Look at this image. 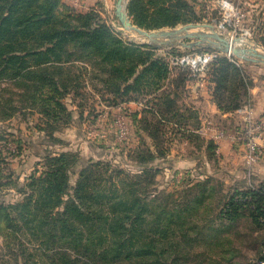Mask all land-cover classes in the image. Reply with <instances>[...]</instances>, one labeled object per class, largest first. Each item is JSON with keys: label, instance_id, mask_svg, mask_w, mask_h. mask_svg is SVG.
Instances as JSON below:
<instances>
[{"label": "trees", "instance_id": "1", "mask_svg": "<svg viewBox=\"0 0 264 264\" xmlns=\"http://www.w3.org/2000/svg\"><path fill=\"white\" fill-rule=\"evenodd\" d=\"M30 1L0 0V78L8 77L18 84L21 81L23 85L27 84L23 79H37L41 86L45 83L52 85L53 94L48 99L64 110L56 102L62 86L58 85L60 83L55 74L64 72L62 66L67 62L88 60L91 68L88 69L89 75H86L91 88L100 95L106 93L104 101L107 104L140 102L139 100H144L145 94L153 92L154 98L150 102L154 100L157 125L163 126L165 122L170 124V128L162 132L166 141L170 142L169 145L180 143L184 139L189 143L192 140L205 142L191 131L199 127L198 117L188 104H179L182 108L176 104L179 96L177 92H165L158 96L164 89L163 82L168 78L169 71L163 63L154 60L151 51L141 50L140 46L113 36L111 28L95 13L78 15L75 18L76 24L56 21L53 13L57 0H48L40 10L28 13L26 7L31 5ZM170 1H173L170 5L177 6L176 10L180 11L182 8L183 13L185 9H188L187 13L192 12L183 0ZM133 3L134 0L129 3L130 9ZM164 10L170 12L169 8ZM250 11L254 12L255 7L252 6ZM115 19L117 20L116 16ZM184 19L186 18L180 22H191ZM59 23L61 25L57 26ZM176 23L173 22L172 25ZM68 45H71V52L66 50ZM149 48L157 49L151 45ZM29 58L33 60L31 64ZM72 67L79 72L74 74V84L71 86L77 94L82 85L80 79L87 72V66ZM210 68L211 72L207 73L212 95L220 110L233 112L240 109L246 102L247 85H243L244 92L240 99L237 87L241 79L233 82L236 84L232 83V86H229V82L227 84L232 71L238 70L236 66L220 56ZM175 79L183 87L187 76L185 73H178ZM93 80H100L101 87L92 85ZM8 93L5 101H10L9 98L13 96L12 92ZM6 108L10 114L2 112L1 118L6 119L16 109L12 102ZM144 112L146 111L141 109L132 113V116L135 119ZM52 119L58 121L60 118L55 114ZM155 132H158V128ZM205 143L210 151L209 155H213L212 144ZM148 151L144 153L140 147L134 149L137 166L148 167L154 163V169L158 170L166 163L167 150L158 148L157 155ZM43 158L39 174L33 172L24 184H15L9 180L10 177L4 183L14 184L20 194V199L16 202L0 201V235L3 238L0 250H6L9 260L17 262V256L24 255L26 259L22 264H34V254H30L32 249L26 243L39 255L47 256L50 264H78L79 259L88 264L85 260L88 253H94L98 261L112 263L119 259H131L132 254L154 256V264H185L190 260L189 251L184 254L177 251L179 239L176 241L170 229L174 212L168 208L165 212L155 213L156 222L165 220V226L162 224L155 227L154 216L147 212L148 203L143 197L134 195L126 198L124 192H128L129 185L124 188L123 184L122 192L116 186L121 180L120 170L111 177L103 178L99 169L107 170V164L87 163L76 153L53 154L49 151ZM76 168L79 170L76 171ZM76 172L77 178L71 185V175ZM139 180L141 179H137V182ZM115 182L117 183L114 184ZM137 182L133 184L130 193H137ZM202 190L203 193L205 188ZM203 197L195 198L197 208L185 205L176 211L177 214H198V207L205 198ZM216 199L217 212L224 220L233 222L247 219L256 231L262 232L260 250L247 264H253V261L264 262V184L234 188ZM10 237H13V243L10 242ZM22 237L27 239L26 243L21 241ZM1 264L7 263L1 260Z\"/></svg>", "mask_w": 264, "mask_h": 264}, {"label": "rangeland", "instance_id": "2", "mask_svg": "<svg viewBox=\"0 0 264 264\" xmlns=\"http://www.w3.org/2000/svg\"><path fill=\"white\" fill-rule=\"evenodd\" d=\"M131 1L127 0L126 5V14L129 20L135 26L151 32L171 30L187 24L210 25L212 27L222 21L224 15L216 0H183L187 3V7L190 6L192 9L191 13H187L188 9H185L184 13L182 8L180 11L176 10L177 6L170 5L173 2L170 0H134L133 7L130 9L129 3ZM174 1L176 2V0ZM227 1L236 8L235 13L230 17L234 26L230 29L227 28L231 33L230 38L242 41L243 45L238 48H253L264 54V0ZM47 2L48 0H31L29 2L31 5L26 7V11L29 13L35 9L40 10ZM116 3L117 0H57V3L54 4L53 16L56 21L64 20L76 24L75 18L78 15H86L89 12L95 13L111 28L113 36L140 46L141 50L151 51L154 60L160 62V64L163 63L169 73L167 61L170 55L185 53L189 49L213 48L208 44L185 47L178 43L168 48L150 49L147 42L133 39L122 28L119 21L115 19ZM252 6L255 7L254 12L250 11ZM164 8H169L170 12H166ZM183 18L189 19L191 22H180ZM173 22L177 23L172 25ZM56 25H61V23ZM212 30L215 31L214 28ZM192 31L209 32V29L201 26ZM28 41L33 43L32 40ZM181 42L187 44L195 42V40L187 39ZM66 50L71 52V45H68ZM221 57L229 61L226 56L222 55ZM76 60L75 62H67L62 66L64 72L67 69V74L64 72L55 74L60 83L58 85L62 86L60 94L56 97V102L60 103L64 110L58 108L53 103L54 101L48 99L53 94L51 92L52 85L49 86L45 83L41 86V82L37 79H31L30 81L23 79L24 82H27L26 85H23L21 81L18 84L16 80L8 77L0 78V201L13 203L20 199V194L13 186L14 184L12 185L9 182L6 185L4 184L9 177V180L15 184H24L33 172L39 174L44 162L43 157L47 152L50 151L53 154L69 152L76 153L78 157L87 163L107 164V170L104 168L99 169L102 171L103 178L111 177L117 170H120L121 180L114 184L117 183L116 186L121 189L120 192L123 191V184L124 188L127 187V184L129 185L128 192H124L126 198L134 197V195L143 197L142 199L148 203L147 212L154 216V221H152L155 227H160L162 224L165 226V220L162 221L163 223L156 222L155 217L157 214L155 215V213L165 212L169 208V211L171 210L174 214H177L176 211H179L185 205L197 208L194 200L200 196L205 198L203 197V203L198 207L199 213L210 214L206 217V221L191 219V223L198 226L214 223L207 221V219L211 214L217 212L216 198H221L229 193L238 181L240 183L238 187H242L244 185L243 179L246 180V177H251L248 175V171L243 169V164L245 169L247 168L244 156L242 160L240 158L238 160L218 158L214 149L212 150L213 155H209L210 151H208L207 145L204 146V143L192 140L191 143L188 142L187 145L183 146L184 154L188 159L186 161L191 164L189 168H183L179 172H170L163 168V166H166L167 161L158 170L154 169V163L148 165V167L137 166L136 152L134 153V149L137 147L142 148L144 153L149 150L148 152L153 155L154 153L157 155L158 148L167 150V155L171 154L170 150L173 148H182V146L176 147L175 144L169 145L170 142L166 141V138L162 135V132L170 128V124L165 122L163 126L157 125L158 117H154V100L150 102L154 98V93L148 92L144 95V100H139L142 105L140 109H136L134 105L128 108L123 104V106L121 104L109 105L104 101L106 93L100 95L91 88L88 77V69L91 68V65L88 60ZM28 61L31 64L33 60L29 58ZM236 61L238 63L233 65L238 70L232 71L227 84L229 82V86H232L236 84L233 82H237L239 78L241 79L237 87L241 99L244 84L248 88L255 81L258 84L264 83V64L243 61L239 58H236ZM77 65L87 66V72L80 79L82 85L77 90L78 95L74 93L71 87L74 84V74L79 73L72 66ZM208 69L204 72H211L212 68ZM169 73L168 78L163 82L164 89L161 90L162 92L158 96L164 95L165 92H177L179 96L176 104L179 107H181L179 104L182 102L189 104L188 94H186L183 87L179 86L177 79L174 80L169 76ZM179 73H185L187 76L186 72L181 71ZM99 81L93 80L92 85L95 84L97 88H100L102 84ZM8 92H12L13 96L9 98L10 101H5L4 99L9 96ZM11 102L16 109L6 119L1 118L2 112L9 113L6 107ZM141 109L146 112L134 119L132 113H137ZM55 114L60 118L58 121L52 119ZM159 117L163 118L162 116ZM157 128L158 132H155ZM202 146L206 148L204 151L201 149ZM200 153L205 154V156L199 157ZM168 159L170 160V158ZM78 170L76 168V171ZM76 178L77 172L71 175V185L74 184ZM137 179L141 180L137 182ZM136 182L137 193H130L133 184ZM19 185L18 187H20ZM251 185L254 184L251 183ZM203 188H205L204 194L202 193ZM153 201L154 204H152ZM172 218L174 220L175 217ZM159 220L161 221V217H159ZM240 223L245 227V221H240ZM239 228L242 230H236ZM239 228H236V225L227 228L228 233H226L225 239L235 240L239 232H245L243 227L239 226ZM24 229L26 230L25 227H23ZM199 232L198 235H194V232H192V236L196 240L193 241V247L191 248V258L185 264H198L201 259L198 260L196 256L202 258L204 254L206 257L212 256L216 260H218V255H222L215 248L208 249L209 243L207 242L211 241L210 243H213L216 239V235H213L214 232L211 234L207 231L206 233L205 231ZM239 236L241 237V233ZM2 239L0 235V246L2 245ZM9 240L13 243V237H10ZM21 241L26 243L27 239L22 237ZM26 246L32 249L29 252L34 254L32 261L34 264H50L47 256L41 254L40 256L27 243ZM232 248L231 264H244L248 259L255 257L253 251L247 252L244 248ZM218 250L221 251L222 248H218ZM230 254L231 252H226L225 257ZM0 258V264L1 260L7 264H22L23 260L26 259L23 255L22 257L17 256V262L12 259L9 260L6 250H0ZM85 258L88 264H154L152 262L154 256L149 255L132 254L131 259L126 261L119 259L113 263L98 261L94 253H88ZM78 264H84V262L79 259Z\"/></svg>", "mask_w": 264, "mask_h": 264}, {"label": "crops", "instance_id": "3", "mask_svg": "<svg viewBox=\"0 0 264 264\" xmlns=\"http://www.w3.org/2000/svg\"><path fill=\"white\" fill-rule=\"evenodd\" d=\"M183 89L186 94H188V105L194 109L198 117L199 127L196 129H191V131L198 134L205 142H210L212 146H214L213 149L218 158H232L234 160H238L240 158L242 160L244 156L243 145L235 140L236 134L243 128V115L240 112V109L247 105L248 110L253 117H259L264 113V83L262 82V84H258L255 81L254 84L248 87L245 104H243L240 109L233 112H222L218 107L212 95V87L209 82L207 72L187 77V80L183 85ZM123 105L126 108L133 107L131 105H134L136 109H140L142 106L140 102L133 101L125 102ZM205 142L204 146L207 145ZM187 143L188 141L184 139L180 143L175 144L176 147L182 146V148H173L170 150L171 154L167 155L170 160L167 158L166 166H163L165 163L162 165L165 170H169L170 172H179L182 171L183 168H189L191 166V164L186 161L188 159H186L187 157L185 156L183 149V146L187 145ZM201 149L204 151L206 148L202 146ZM201 156H205V154L200 153L199 157ZM243 169L247 170V168L245 169L244 164ZM248 175L251 177H246V180L243 179L242 182H244V185L242 187H238L240 184L238 181L236 186L232 188H246L247 186H251V183L254 185L264 184V148L260 161L253 167L251 173L248 172ZM250 180H252V182H250ZM209 214L204 215L201 213H178L173 215L175 218L170 229L173 233V237L176 238V241L179 239V244L177 247L178 252L184 254L189 251L190 253L192 251L191 248L193 247V241L196 240L193 238L192 232H194V235H198L200 234L199 231H205V233L207 231L209 234L214 232L213 235H216V239L213 241V243H210L211 241L207 242L209 243L208 249L211 250L212 248H215L216 251L222 254L218 255V260L214 259L212 256L206 257L205 254L202 256V258L201 256H196L198 260L201 259L198 261L200 264H231V255L233 252L232 247L240 249L244 248V250L247 252L253 251L255 255L259 252L263 234L260 231H256L253 226L249 224L247 219H239L233 222L226 221L218 212H215L207 219V221L214 223L208 224L206 226L205 224L198 226L191 223V219H202L206 221L205 219ZM240 221L246 222L245 227L240 223ZM234 225H236V228H239V226L243 227L245 232H239V234L241 233V237L239 234H237L235 240L225 239V235L228 233L227 228ZM236 230L242 229L239 228ZM224 247L227 248L223 249ZM218 248H222V250L219 251ZM226 252H231V254L225 257ZM193 254L198 255L199 253ZM248 260L244 264H247Z\"/></svg>", "mask_w": 264, "mask_h": 264}, {"label": "built area", "instance_id": "4", "mask_svg": "<svg viewBox=\"0 0 264 264\" xmlns=\"http://www.w3.org/2000/svg\"><path fill=\"white\" fill-rule=\"evenodd\" d=\"M218 7L223 11L222 21L212 26L215 32L232 43L231 33L227 28L234 25L231 22V15L235 13V7L227 0H216ZM227 36V37H226ZM238 45L236 47H240ZM247 49V48H246ZM226 56L233 64H237L234 55L225 53L216 48L189 49L185 53L173 54L168 57L169 76L175 78L179 72H186L187 76H194L206 71L220 57ZM243 115V128L235 136V140L243 145L244 162L248 172L260 161L264 148V113L259 117H253L245 105L240 109ZM253 264H264L262 261H253Z\"/></svg>", "mask_w": 264, "mask_h": 264}, {"label": "water", "instance_id": "5", "mask_svg": "<svg viewBox=\"0 0 264 264\" xmlns=\"http://www.w3.org/2000/svg\"><path fill=\"white\" fill-rule=\"evenodd\" d=\"M126 5L127 0H117L115 6V16L119 21L120 25L124 30L130 31L140 37H145L147 33H153L149 30L141 29L131 23L127 14H126ZM206 27L209 29V32L204 31H192L193 29L199 27ZM148 45H151L155 48H168L174 46L178 43H181L185 47H192L201 44H208L213 48H216L222 52L229 53L231 52L236 58H239L243 61H249L254 63H263L264 64V54L259 53L256 49L253 48H238L231 47V44L224 37L220 36L218 33L212 30L210 25H194L187 24L180 28H174L171 30H163L155 32L154 35L148 37ZM194 39L195 42H190L187 44L182 43V40Z\"/></svg>", "mask_w": 264, "mask_h": 264}, {"label": "bare ground", "instance_id": "6", "mask_svg": "<svg viewBox=\"0 0 264 264\" xmlns=\"http://www.w3.org/2000/svg\"><path fill=\"white\" fill-rule=\"evenodd\" d=\"M127 31V30H126ZM127 33L130 35V36H132V38L133 39H135V40H139V41H144V42H148V37H151V35H154L155 34V32H153V33H147V35L148 36H146L147 38H143V37H140V36H138V35H136V34H134V33H132V32H130V31H127ZM233 41H232V43H231V47H233V48H235L236 46H238V45H243V43H242V41L241 40H237V39H232Z\"/></svg>", "mask_w": 264, "mask_h": 264}]
</instances>
